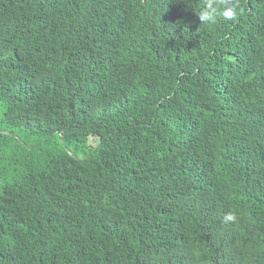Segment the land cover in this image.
Here are the masks:
<instances>
[{
	"label": "trees",
	"instance_id": "1",
	"mask_svg": "<svg viewBox=\"0 0 264 264\" xmlns=\"http://www.w3.org/2000/svg\"><path fill=\"white\" fill-rule=\"evenodd\" d=\"M202 2L0 0V264H264V0Z\"/></svg>",
	"mask_w": 264,
	"mask_h": 264
},
{
	"label": "clouds",
	"instance_id": "2",
	"mask_svg": "<svg viewBox=\"0 0 264 264\" xmlns=\"http://www.w3.org/2000/svg\"><path fill=\"white\" fill-rule=\"evenodd\" d=\"M241 11L239 0H203L196 16L202 25H213L216 23L217 14H220L226 21H235ZM233 218L231 213L226 217L229 221Z\"/></svg>",
	"mask_w": 264,
	"mask_h": 264
}]
</instances>
